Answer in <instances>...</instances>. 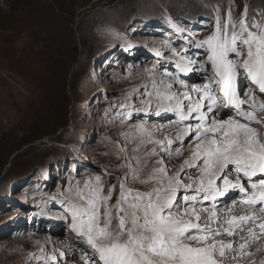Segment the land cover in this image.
I'll list each match as a JSON object with an SVG mask.
<instances>
[{"label": "rangeland", "instance_id": "rangeland-1", "mask_svg": "<svg viewBox=\"0 0 264 264\" xmlns=\"http://www.w3.org/2000/svg\"><path fill=\"white\" fill-rule=\"evenodd\" d=\"M253 1L59 0L60 9L52 0H0V264H85L89 249L71 230L62 191L104 169L119 177L123 133L163 123L143 113L127 119L145 106L138 90L161 78L157 52L186 47L185 36L206 39L229 8L235 20L246 9L264 21V0L259 9ZM132 155L142 160L144 151ZM121 182L113 181V201ZM103 186L108 192L107 176ZM231 197L218 207L242 203Z\"/></svg>", "mask_w": 264, "mask_h": 264}, {"label": "snow or ice", "instance_id": "snow-or-ice-1", "mask_svg": "<svg viewBox=\"0 0 264 264\" xmlns=\"http://www.w3.org/2000/svg\"><path fill=\"white\" fill-rule=\"evenodd\" d=\"M184 39L186 47L157 52L161 78L138 90L145 106L127 114L163 123H133L130 139L123 133L133 146L120 142L126 155L116 165L124 169L119 177L104 169L61 193L71 230L89 249L85 264H227L233 244L224 237L256 219L264 235V215L218 207L235 193L264 214V21L250 20L246 9L235 20L229 8L206 39ZM193 75L199 84L190 82ZM142 150V160L132 155ZM172 160L179 166L170 167ZM116 179L122 182L113 201Z\"/></svg>", "mask_w": 264, "mask_h": 264}, {"label": "bare ground", "instance_id": "bare-ground-1", "mask_svg": "<svg viewBox=\"0 0 264 264\" xmlns=\"http://www.w3.org/2000/svg\"><path fill=\"white\" fill-rule=\"evenodd\" d=\"M229 208H233L234 214L236 215H244L251 209V207L243 203ZM226 212L227 209L221 210L222 214H226ZM258 215L264 214L259 213ZM255 221L249 222V224L252 225ZM248 228L249 226L247 224L245 230L242 233H238L235 237H224L226 242H231L233 244V250L227 252V264H264V235L261 234L259 228H256V230L253 231L255 236H253L247 231ZM241 237H243V239ZM242 243L246 245L243 250L240 249V244ZM234 257L235 259H233Z\"/></svg>", "mask_w": 264, "mask_h": 264}, {"label": "trees", "instance_id": "trees-1", "mask_svg": "<svg viewBox=\"0 0 264 264\" xmlns=\"http://www.w3.org/2000/svg\"><path fill=\"white\" fill-rule=\"evenodd\" d=\"M53 3H55L60 9L62 8V4L59 2V0H52ZM262 5V2L261 0H254L252 2V6H255V9H259ZM44 135H46L45 133H40V134H37L35 135L33 138H31L29 141H26L25 143H28V142H34L35 140L43 137Z\"/></svg>", "mask_w": 264, "mask_h": 264}, {"label": "water", "instance_id": "water-1", "mask_svg": "<svg viewBox=\"0 0 264 264\" xmlns=\"http://www.w3.org/2000/svg\"><path fill=\"white\" fill-rule=\"evenodd\" d=\"M25 147H26V146H25ZM12 158H14V156H13Z\"/></svg>", "mask_w": 264, "mask_h": 264}]
</instances>
